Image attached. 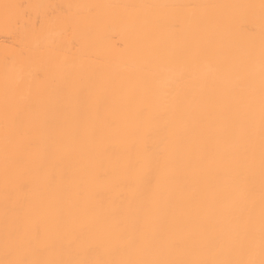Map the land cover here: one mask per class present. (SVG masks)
Returning <instances> with one entry per match:
<instances>
[{"label": "bare ground", "instance_id": "1", "mask_svg": "<svg viewBox=\"0 0 264 264\" xmlns=\"http://www.w3.org/2000/svg\"><path fill=\"white\" fill-rule=\"evenodd\" d=\"M264 0H0V264H260Z\"/></svg>", "mask_w": 264, "mask_h": 264}, {"label": "snow or ice", "instance_id": "2", "mask_svg": "<svg viewBox=\"0 0 264 264\" xmlns=\"http://www.w3.org/2000/svg\"><path fill=\"white\" fill-rule=\"evenodd\" d=\"M9 264H22V262H9ZM247 264H255L254 261H249ZM260 264H264V259L260 261Z\"/></svg>", "mask_w": 264, "mask_h": 264}]
</instances>
